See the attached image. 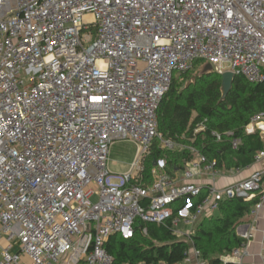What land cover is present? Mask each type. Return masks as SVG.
I'll return each mask as SVG.
<instances>
[{
	"label": "built area",
	"instance_id": "obj_1",
	"mask_svg": "<svg viewBox=\"0 0 264 264\" xmlns=\"http://www.w3.org/2000/svg\"><path fill=\"white\" fill-rule=\"evenodd\" d=\"M200 60L221 76L264 81V0H0V264H114L107 241L133 238L139 220L185 236L190 248L174 264L193 256L210 264L195 246L196 226L223 202L258 193L252 214L260 212L264 148L258 169L220 186L217 158L159 132L157 110L176 72ZM246 128L264 139V112ZM120 140L138 146L126 172L110 168ZM155 144L189 152L180 174L153 158ZM240 235L221 264H250L255 232Z\"/></svg>",
	"mask_w": 264,
	"mask_h": 264
},
{
	"label": "trees",
	"instance_id": "obj_2",
	"mask_svg": "<svg viewBox=\"0 0 264 264\" xmlns=\"http://www.w3.org/2000/svg\"><path fill=\"white\" fill-rule=\"evenodd\" d=\"M202 70L192 74L193 69L175 78L158 108L159 132L164 138L183 144H193L210 158H217L224 169H245L254 164L256 153L264 148V139L259 131H248L247 125L253 114L264 112V81L253 83L237 74L233 88L226 100L221 101L222 76L215 71ZM196 116V117H195ZM205 129L194 133L199 123ZM223 135L218 141L213 132ZM228 131L241 138L242 144L235 149ZM195 137V140L192 139ZM165 157L171 174L182 171L190 159L188 151H169L154 146L153 158ZM152 161L147 164L150 172ZM258 193L253 199L235 198L221 204L218 215L201 221L193 235L195 246L210 264H221L223 256L239 246L243 238L239 226L251 215L260 202ZM148 228V233L143 228ZM106 249L115 257L114 264L140 261H166L174 264L186 257L190 248L186 239L175 234L170 224H136L135 236L124 239L114 234L106 243Z\"/></svg>",
	"mask_w": 264,
	"mask_h": 264
},
{
	"label": "crops",
	"instance_id": "obj_3",
	"mask_svg": "<svg viewBox=\"0 0 264 264\" xmlns=\"http://www.w3.org/2000/svg\"><path fill=\"white\" fill-rule=\"evenodd\" d=\"M259 167L260 165L258 164H252L251 166L241 170L223 169L221 176L216 180V182L220 186L230 185L244 178H247L254 170L258 169ZM178 174H180V172ZM208 180H209L208 178L197 179V181L200 183H205ZM216 213L215 215H218ZM250 227H252L253 231L255 232V238L251 242L249 248L250 254L249 257L247 258V261L250 264H264V244L262 243V231L264 229V204L257 215H253L251 213V215L239 226L238 228L239 234L241 232H244ZM180 238L186 239L185 236H180ZM187 264H198V263L196 261V258L193 256L191 261H189Z\"/></svg>",
	"mask_w": 264,
	"mask_h": 264
},
{
	"label": "rangeland",
	"instance_id": "obj_4",
	"mask_svg": "<svg viewBox=\"0 0 264 264\" xmlns=\"http://www.w3.org/2000/svg\"><path fill=\"white\" fill-rule=\"evenodd\" d=\"M207 63H208L207 61L201 62L203 67ZM201 70L202 67L198 65L197 67L193 68L192 74L195 75ZM175 75L176 77H179L180 73L176 72ZM137 152H138V146L132 140H120L114 142L110 147V154H109L110 168L115 172H126L130 170L136 159ZM94 200H96V197H94ZM15 244L16 247L14 248V251L17 250L18 248V242H16ZM58 264H63V262L61 261Z\"/></svg>",
	"mask_w": 264,
	"mask_h": 264
},
{
	"label": "water",
	"instance_id": "obj_5",
	"mask_svg": "<svg viewBox=\"0 0 264 264\" xmlns=\"http://www.w3.org/2000/svg\"><path fill=\"white\" fill-rule=\"evenodd\" d=\"M203 69L204 71H213V66L210 63H208L204 66ZM235 77H236V74L234 72H226L222 75L221 101L226 100L227 96L232 90Z\"/></svg>",
	"mask_w": 264,
	"mask_h": 264
}]
</instances>
